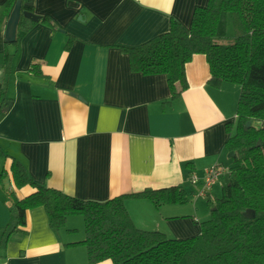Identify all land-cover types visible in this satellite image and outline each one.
<instances>
[{"label": "crops", "instance_id": "crops-1", "mask_svg": "<svg viewBox=\"0 0 264 264\" xmlns=\"http://www.w3.org/2000/svg\"><path fill=\"white\" fill-rule=\"evenodd\" d=\"M10 1L0 0V91L5 53L14 54L6 90L11 105L0 121V226L9 223L13 197L34 191L15 186L14 159L38 183L94 201L147 187L190 192L195 173L200 181L192 200L206 170L226 165L227 125L236 123L239 85H210L206 56L195 54L185 65L187 87L168 102L167 75L132 71L122 49L159 37L174 20L189 28L195 10L209 0H34V12L52 25L36 22L19 32L16 44L6 40ZM123 205L130 220L122 225L172 238L197 235L165 230L171 220L193 216L198 222L185 204L156 207L129 197ZM18 220L26 233L12 235L0 264H90L86 246L70 245L85 237L82 215L68 216L58 233L43 207L18 208Z\"/></svg>", "mask_w": 264, "mask_h": 264}, {"label": "trees", "instance_id": "trees-1", "mask_svg": "<svg viewBox=\"0 0 264 264\" xmlns=\"http://www.w3.org/2000/svg\"><path fill=\"white\" fill-rule=\"evenodd\" d=\"M17 1H10L7 19ZM22 1V12L37 15L34 1ZM37 16L35 21L22 15L13 44L36 22L52 25L49 17ZM231 24L233 31L229 33ZM69 37L75 39L70 33ZM122 49L129 55L132 71L167 75L171 89L168 102L180 97L187 87L185 65L195 54L206 56L210 85H239L237 119L235 126L227 125L225 144L227 154L234 153L226 163L230 181L221 197H206L211 206L210 219L200 223V234L185 238L122 225L120 222L130 220L123 205L126 198L148 199L160 207L165 203L185 204L191 201V194L185 186L147 187L107 201L85 200L38 183L23 163L14 159L11 172L15 186L29 185L34 191L23 199L13 197L9 223L0 226V256L14 233H26L18 225V208L43 207L55 233L68 216L84 217L85 237L70 245L86 246L90 264L107 259L114 264H264V0H209L195 10L189 28L174 20L159 37ZM13 55L5 53L0 121L7 114L4 107L9 101L6 90ZM258 123L260 129L255 127ZM248 210H254L253 218L244 215Z\"/></svg>", "mask_w": 264, "mask_h": 264}, {"label": "rangeland", "instance_id": "rangeland-1", "mask_svg": "<svg viewBox=\"0 0 264 264\" xmlns=\"http://www.w3.org/2000/svg\"><path fill=\"white\" fill-rule=\"evenodd\" d=\"M229 27H230L229 33H231L233 31L232 24L229 25ZM228 154L225 156L226 163H228V161H229L228 160L229 159ZM229 181H230V178L228 176H224V177H222L221 181L213 187V189L211 191L212 200H216V198L221 197L223 187H225L229 183ZM188 188H189L190 192L192 190H195V184L194 185L189 184ZM200 190H198L195 197L192 198L191 201L185 203V205L183 207V208H189L191 213H193L192 215L197 217L198 222L196 220H194L193 216L181 218L178 220H171L172 223H168L167 226H164L165 230L168 231L167 233H170V229L172 231H174L175 233L177 231L180 232L179 235H183L184 232H186V234L191 232V235L201 233V224L200 223L202 221H206V220L210 219V217H211V206L208 203L206 198L199 197L197 195ZM181 233H183V234H181ZM169 237H172V236L169 235ZM177 237H182V236H177Z\"/></svg>", "mask_w": 264, "mask_h": 264}, {"label": "water", "instance_id": "water-1", "mask_svg": "<svg viewBox=\"0 0 264 264\" xmlns=\"http://www.w3.org/2000/svg\"><path fill=\"white\" fill-rule=\"evenodd\" d=\"M34 1V0H31ZM22 5H23V1L22 0H18L16 3V6L13 10V12L11 13V16L9 18L8 24H7V28H6V40L9 42H14L16 40V36H17V30H18V25L19 22L21 20L22 15H24L25 17L32 19V20H38V16L35 15L34 13L30 12V11H24L22 12ZM11 103L8 102L4 109L8 110L10 107ZM255 127H257L258 129H260L261 127V123L255 124ZM257 145H261V140L258 141ZM234 155L233 152H230L228 154V158H231ZM244 215L248 218H253L255 216V212L254 210H248L246 212H244Z\"/></svg>", "mask_w": 264, "mask_h": 264}, {"label": "built area", "instance_id": "built-area-1", "mask_svg": "<svg viewBox=\"0 0 264 264\" xmlns=\"http://www.w3.org/2000/svg\"><path fill=\"white\" fill-rule=\"evenodd\" d=\"M229 172V168L224 164H216L208 168L203 178L202 188L197 195L206 198L211 193L213 187L221 181L222 177L229 176ZM199 181L200 177L193 173L190 177V182L197 184Z\"/></svg>", "mask_w": 264, "mask_h": 264}]
</instances>
